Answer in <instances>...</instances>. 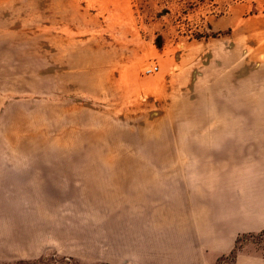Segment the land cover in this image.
<instances>
[{
    "label": "rangeland",
    "instance_id": "rangeland-1",
    "mask_svg": "<svg viewBox=\"0 0 264 264\" xmlns=\"http://www.w3.org/2000/svg\"><path fill=\"white\" fill-rule=\"evenodd\" d=\"M263 135L264 0H0V264H206L195 202Z\"/></svg>",
    "mask_w": 264,
    "mask_h": 264
},
{
    "label": "crops",
    "instance_id": "crops-1",
    "mask_svg": "<svg viewBox=\"0 0 264 264\" xmlns=\"http://www.w3.org/2000/svg\"><path fill=\"white\" fill-rule=\"evenodd\" d=\"M232 152L223 160L226 169L212 175L210 189L201 191V200L195 202L196 214H204L196 226L210 235L202 243L216 253L206 264H215L220 254L232 251L231 236L264 231V137ZM233 264H264V259L243 252Z\"/></svg>",
    "mask_w": 264,
    "mask_h": 264
}]
</instances>
